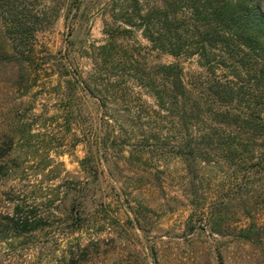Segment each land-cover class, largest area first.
Segmentation results:
<instances>
[{
	"label": "rangeland",
	"instance_id": "374dc122",
	"mask_svg": "<svg viewBox=\"0 0 264 264\" xmlns=\"http://www.w3.org/2000/svg\"><path fill=\"white\" fill-rule=\"evenodd\" d=\"M25 1L42 12L43 20L32 64L0 58V218L11 212L12 199H17L37 215H48V225L10 246L0 240V264H69L70 251L77 264L263 260L264 241L253 246L239 239L237 230L244 225H235L231 216L224 225L208 222L207 207L218 183L209 167L189 173L179 157L152 149L154 153L141 154L140 159H126L130 147L120 146L124 136L117 127L116 143L98 150L95 141L107 129L100 125L104 110L79 86L78 78L98 66L129 76L121 60L104 63L99 50L107 31L114 34L123 27L111 9L127 5V0ZM132 29L131 35H117L116 45L143 46L136 57L147 67L174 61L167 53L156 58L141 29ZM181 63L186 70L199 69L195 57ZM140 90L146 104L153 105L152 97L134 86L133 91ZM122 100L108 102L107 114L110 123L113 119L131 130ZM146 113L141 112L145 119ZM151 119L168 130L166 119ZM134 129L139 134V127ZM90 149L95 157L106 151L107 160L97 156L93 166L83 163ZM258 217L264 222V211ZM73 228L77 230L71 232Z\"/></svg>",
	"mask_w": 264,
	"mask_h": 264
},
{
	"label": "trees",
	"instance_id": "16d2710c",
	"mask_svg": "<svg viewBox=\"0 0 264 264\" xmlns=\"http://www.w3.org/2000/svg\"><path fill=\"white\" fill-rule=\"evenodd\" d=\"M262 3L263 0H155L145 4L142 0H127V5L120 3L111 9V16L114 20L121 18L123 27H117L114 34L107 31L108 38L99 50L104 63H113L114 58L121 60L129 76L108 73L98 66L87 77H76L80 79L79 86L104 110L100 125L107 129L95 141L98 150L116 143L117 127L124 136L120 146L130 147L126 159H140L141 154L160 151L159 154L179 157L189 173L197 174L209 167L218 176V183L207 207L208 222L224 225L231 216L235 225H244L237 230L239 239L253 246L264 241V222L258 217L264 211ZM41 15L25 0H0L1 59L32 64ZM132 28L141 29L156 58L167 53L174 61H156L147 67L136 57H140L143 46L130 49L116 45V38L131 35ZM190 57L196 58L199 69H185L181 60ZM128 82L131 84L124 88ZM136 85L152 97L153 105L146 104L141 90L133 91ZM119 100L131 130L113 119L110 123L108 102ZM143 110L147 119L141 114ZM152 115L166 119L168 130L153 122ZM137 127L139 134L134 129ZM105 153L97 156L107 160ZM97 156L90 149L82 162L93 166ZM2 168L0 164V174ZM12 200L11 212L0 218V240L8 246L48 225V215H37L23 201ZM68 255L69 264H77L74 253L70 251ZM252 264H264V258Z\"/></svg>",
	"mask_w": 264,
	"mask_h": 264
}]
</instances>
